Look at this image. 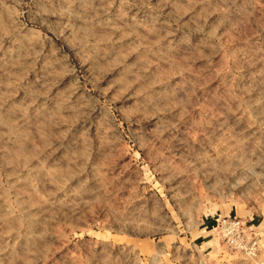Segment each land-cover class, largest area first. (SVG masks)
I'll return each mask as SVG.
<instances>
[{
  "label": "rangeland",
  "instance_id": "obj_1",
  "mask_svg": "<svg viewBox=\"0 0 264 264\" xmlns=\"http://www.w3.org/2000/svg\"><path fill=\"white\" fill-rule=\"evenodd\" d=\"M221 216L264 225V0H0V264H257Z\"/></svg>",
  "mask_w": 264,
  "mask_h": 264
},
{
  "label": "built area",
  "instance_id": "obj_2",
  "mask_svg": "<svg viewBox=\"0 0 264 264\" xmlns=\"http://www.w3.org/2000/svg\"><path fill=\"white\" fill-rule=\"evenodd\" d=\"M219 241L228 249L240 251L251 259L264 252V227L236 216H221L211 225Z\"/></svg>",
  "mask_w": 264,
  "mask_h": 264
},
{
  "label": "crops",
  "instance_id": "obj_3",
  "mask_svg": "<svg viewBox=\"0 0 264 264\" xmlns=\"http://www.w3.org/2000/svg\"><path fill=\"white\" fill-rule=\"evenodd\" d=\"M257 229L262 230L264 225H261V222L256 224ZM257 264H264V254H260L255 260H253Z\"/></svg>",
  "mask_w": 264,
  "mask_h": 264
}]
</instances>
